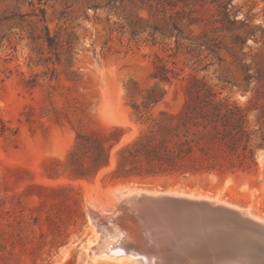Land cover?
Returning <instances> with one entry per match:
<instances>
[{"label":"rangeland","instance_id":"374dc122","mask_svg":"<svg viewBox=\"0 0 264 264\" xmlns=\"http://www.w3.org/2000/svg\"><path fill=\"white\" fill-rule=\"evenodd\" d=\"M191 1L198 3L197 17L219 19L211 0L204 8L201 0ZM107 2L0 0V264H109L101 250L110 241L128 244L127 249L130 245L110 222L117 213L104 212L117 201L113 192L121 187L217 198L264 221L261 139L253 145L257 165L236 174L117 181L107 176L117 151L141 134L134 106L142 105L157 83V67L164 64L175 75L171 84H159L167 94L151 113H178L191 77H196L222 97L251 107L252 129H261L264 136V120L258 123L264 111V79L253 81L246 91L242 71L225 52L220 64L212 57L198 60L178 51L174 40L154 45L147 34L132 40L127 27L121 28L130 11L111 13ZM232 5L231 14L246 20L247 29L255 30L261 41L249 38L244 51L264 52V0H232ZM134 14L150 18L146 10ZM215 27L220 24L207 29ZM233 34L246 36L241 29ZM114 127L123 131L111 166L91 180L69 179L64 164L78 133L105 135ZM69 185L72 190L52 189ZM86 241L91 249H82ZM132 243L138 247L132 249L141 250V241Z\"/></svg>","mask_w":264,"mask_h":264},{"label":"trees","instance_id":"16d2710c","mask_svg":"<svg viewBox=\"0 0 264 264\" xmlns=\"http://www.w3.org/2000/svg\"><path fill=\"white\" fill-rule=\"evenodd\" d=\"M201 2L204 8L209 1ZM210 3L218 7L219 19L215 21L204 15L197 17L195 6L198 3L189 0H108L106 8L115 14L121 9L130 11L126 25L121 28L126 30L127 27L126 32L132 40L145 34L154 45L159 41L174 40L178 51L198 60L212 57L220 64L225 62L221 54L227 53L243 73L245 90L250 91L253 81L264 79V62L261 59L264 52L257 50L248 55L244 50L249 38H254L256 44L261 41L256 38L255 30L247 29L246 20L238 21L231 14L232 0H211ZM144 10L149 12L151 19L145 20L134 14ZM217 24L220 27L207 29ZM193 27L202 30L196 33ZM237 29L245 30L246 36L234 35ZM261 38H264V33ZM174 75V71L165 64L157 67L153 75L157 83L144 95L142 105L134 106L137 123L143 126L141 134L117 151L115 167L107 176L115 181L173 175L225 176L245 171L249 165L250 168L256 166L253 145L257 139H261L264 145V136L260 135L261 129H252L249 117L253 109L222 97L203 80L191 77L185 105L178 113H151L150 109L159 105L167 94L159 89V84H171ZM263 120L264 111L260 113L258 123ZM122 131V128L114 127L105 135L78 133L64 164L68 178L91 180L109 168L113 149L120 143L118 135ZM52 189L72 190L73 187Z\"/></svg>","mask_w":264,"mask_h":264},{"label":"water","instance_id":"95a60500","mask_svg":"<svg viewBox=\"0 0 264 264\" xmlns=\"http://www.w3.org/2000/svg\"><path fill=\"white\" fill-rule=\"evenodd\" d=\"M119 204L129 206L136 222L142 226L139 249L144 247L149 255L166 254L169 248L178 249L180 242H190V252L194 254L191 255L196 257L193 264H264V222L245 216L231 205L205 198L142 191L125 193ZM121 215L119 212L110 220L118 234L126 224ZM86 247L87 241L82 249ZM130 247L135 245L130 242L128 250ZM175 253L180 264L189 261V257ZM139 260L144 261L145 257L140 256ZM156 261L161 263L157 257ZM168 262L176 264L174 259Z\"/></svg>","mask_w":264,"mask_h":264},{"label":"bare ground","instance_id":"6f19581e","mask_svg":"<svg viewBox=\"0 0 264 264\" xmlns=\"http://www.w3.org/2000/svg\"><path fill=\"white\" fill-rule=\"evenodd\" d=\"M136 191H137V189H132L130 187L117 188L113 192L114 196L117 198V201L112 202L111 204L109 202L110 205L104 209V212L108 215L117 213V216H118L119 212L122 213L121 217H122L123 221L126 222V224L122 225L123 230L119 233V235H120V240H123V241L124 240H126L128 242H137V241L140 242V241H142V239L140 238L142 226L136 222V217H134L132 215L131 208L127 205L125 207L124 206L121 207L119 204L121 201V198L123 197V195L125 193H127V192L135 193ZM142 192H146V191H142ZM156 193H159V192H156ZM163 193L174 195V196H187L190 198H205V199L214 200V201L219 202V203H223L224 205H230L228 203H225V202L218 200L217 198L212 199V198L207 197V196L185 194V193H180V192H176V191L163 192ZM159 194H161V193H159ZM231 206H233V205H231ZM233 207L239 209L245 216L254 218L260 222H264L263 220L253 216L249 212V210L240 209L236 206H233ZM114 242L115 241H110L107 244L109 247L106 250H104V248L101 250L102 253L105 252L104 255L106 256V259L103 261L106 263H109V264H172V262H168V261L171 259H176L177 256L179 258V255L175 253L177 249H175L173 251V249L169 248V251L166 254H164V253L161 254L160 252H158L156 254L157 256L156 255L152 256V255H149V253L147 254V251H144V250L137 251L136 249H132V247H130V250H128L126 248L128 246V244H125V245H127L125 247L123 244H121V242H120V245H116ZM178 245H179L178 250H177L178 253H180L181 256H183V257H185V256H186V258L189 257L188 262L182 261L181 264H193L192 262H193V260H195L196 257H192V255H194V254H192L190 252V248H191L190 242L188 244H186L185 242H180ZM194 245L195 244L192 243V246H194ZM90 246H91V242L87 243L86 249H91V248H89ZM136 246L137 245H135V247ZM172 251L174 253V258H172ZM162 252H165V251H162ZM181 252H183V253H181ZM102 253H101V255H102ZM95 256L96 257L98 256L97 253H95ZM140 256H144L145 260L144 261L138 260L139 259L138 257H140ZM156 257L161 260V263H156L157 262ZM133 258H135V259L137 258L138 261H136V260L131 261Z\"/></svg>","mask_w":264,"mask_h":264}]
</instances>
